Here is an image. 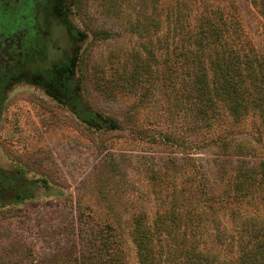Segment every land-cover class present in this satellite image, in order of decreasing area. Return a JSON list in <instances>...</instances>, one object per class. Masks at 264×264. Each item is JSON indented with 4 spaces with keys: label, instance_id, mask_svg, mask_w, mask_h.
<instances>
[{
    "label": "rangeland",
    "instance_id": "1",
    "mask_svg": "<svg viewBox=\"0 0 264 264\" xmlns=\"http://www.w3.org/2000/svg\"><path fill=\"white\" fill-rule=\"evenodd\" d=\"M56 1L57 12L49 5ZM38 2L52 23V42L74 58L86 112L102 126L38 84L14 88L0 161L30 163L28 176L49 183L31 200L0 205V264H140L135 217L152 224L172 203L197 200L194 231L208 237L214 252L232 257L233 233L247 218L264 216L262 197L232 201L237 159L264 161V121L257 109L235 119L220 102L211 117L198 118L193 67L176 58L207 55L209 67L217 48L208 37L200 43L202 21L215 10L242 52L264 58V0ZM61 22L67 29L56 27ZM16 28L0 26V39L17 38ZM159 41L168 43V53ZM50 50L57 65L59 49ZM255 68L263 79L264 68ZM223 229L224 245L207 234Z\"/></svg>",
    "mask_w": 264,
    "mask_h": 264
},
{
    "label": "trees",
    "instance_id": "2",
    "mask_svg": "<svg viewBox=\"0 0 264 264\" xmlns=\"http://www.w3.org/2000/svg\"><path fill=\"white\" fill-rule=\"evenodd\" d=\"M219 12L215 10L214 15H208L202 21L200 43H204L208 37L210 44L217 48L216 56L209 60V67L205 54V57L177 54L176 58L180 59L182 66L191 63L188 67H193L190 97L196 105L197 117L208 119L220 102L235 119L242 117L247 110L257 109L264 121V78L260 79L255 68H264V58L257 59L250 52H242L236 40L230 38L232 26L225 18L218 16ZM160 44L159 41V47L167 52L168 43ZM150 45L148 53L154 51V43L150 42ZM79 115L87 116L92 126L101 128L102 125L95 124L97 116L86 112L85 108L81 109ZM235 166L232 201H249L256 197H262L264 201V161L238 158ZM200 204L199 200L187 206L174 202L171 209L158 215L152 224H149L146 216H136L133 231L139 263L264 264V216L254 215L243 222L239 230L233 233L232 243L227 244L235 253L232 257H226L214 252L208 237L201 235L203 232L198 234L194 231L196 221L201 218ZM207 234L222 245L227 239L224 229L223 232ZM235 242L238 243V251L234 249Z\"/></svg>",
    "mask_w": 264,
    "mask_h": 264
},
{
    "label": "flooded vegetation",
    "instance_id": "3",
    "mask_svg": "<svg viewBox=\"0 0 264 264\" xmlns=\"http://www.w3.org/2000/svg\"><path fill=\"white\" fill-rule=\"evenodd\" d=\"M38 1L0 0V26L10 31V27L16 25L19 30L17 38L3 34L0 39V130L6 119V103L21 81L38 84L52 100L66 102L75 110L85 108L78 95L79 84L74 79V58L70 59L63 48L52 42V23H47ZM58 2L49 4L56 12ZM59 16H63L62 11ZM64 26L67 29L64 22L56 25L61 31ZM51 43L61 54L57 65L53 61L50 64L48 59L52 53ZM13 158L0 161V205L3 206L31 200L49 183L47 177L28 176L30 163Z\"/></svg>",
    "mask_w": 264,
    "mask_h": 264
}]
</instances>
